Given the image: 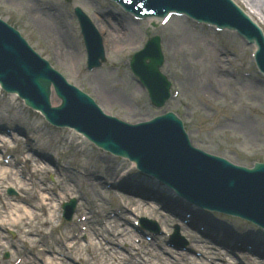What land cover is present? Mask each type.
Returning <instances> with one entry per match:
<instances>
[{
	"label": "rangeland",
	"instance_id": "obj_1",
	"mask_svg": "<svg viewBox=\"0 0 264 264\" xmlns=\"http://www.w3.org/2000/svg\"><path fill=\"white\" fill-rule=\"evenodd\" d=\"M237 1L254 11L249 0ZM76 6L102 36L106 60L94 71L86 69L83 38L73 14ZM38 11L51 16L43 29L33 19ZM255 11L262 21L263 14ZM117 14L125 18L124 25L132 27V34L115 27ZM0 16L107 113L135 121L170 110L182 119L194 145L236 163L264 161V77L251 58L252 46L236 34L216 32L183 17H174L164 26L134 22L106 0H0ZM179 22L185 23L193 38L210 42L211 48L186 43L185 36L173 41ZM147 32L161 38L164 63L160 70L173 92L160 108L151 104L128 66L133 52L146 42ZM215 55L224 72L218 69ZM240 125L249 129L252 139L240 131ZM25 157L29 160L24 163ZM33 166H39L37 172ZM129 167L128 160L103 151L72 128L48 124L16 95L0 90V169L13 171L7 178L0 176V264L110 263L104 252L92 247L109 244L108 232H99L109 218L113 220V226L107 227L110 234L114 225L129 233L125 243L114 246L120 257L130 256L135 264H264L262 230L239 217L216 212L210 218L224 227L223 236L213 232V225L202 223L205 218L186 221L184 211L195 214L194 210L161 202L154 188L141 186V178L122 175ZM14 178L24 181V186ZM37 192L46 196L41 208L40 198L34 200ZM69 199L77 201L76 211L66 222L61 205ZM15 205L35 212L34 232L15 222L23 215L15 211ZM108 213L112 216L106 217ZM142 217L151 222V229H141ZM176 229L186 242L184 248L171 240Z\"/></svg>",
	"mask_w": 264,
	"mask_h": 264
},
{
	"label": "water",
	"instance_id": "obj_2",
	"mask_svg": "<svg viewBox=\"0 0 264 264\" xmlns=\"http://www.w3.org/2000/svg\"><path fill=\"white\" fill-rule=\"evenodd\" d=\"M80 18L89 66L99 65L98 59H103L99 37L92 25ZM162 60L158 38H154L130 64L157 107L169 96V83L159 71ZM0 83L6 90L16 91L27 105L40 109L51 123L72 126L104 149L136 161L141 169L158 176L192 202L240 215L264 227V163H257L247 170L194 149L181 121L172 111L136 125L107 116L91 97L67 83L2 20ZM50 85L62 100L59 107L52 108L49 104ZM252 163L243 165L251 166Z\"/></svg>",
	"mask_w": 264,
	"mask_h": 264
},
{
	"label": "bare ground",
	"instance_id": "obj_3",
	"mask_svg": "<svg viewBox=\"0 0 264 264\" xmlns=\"http://www.w3.org/2000/svg\"><path fill=\"white\" fill-rule=\"evenodd\" d=\"M248 3L250 5V8H253L252 10H254V11L251 12L254 16H255V12H256L255 10L259 11L264 16V0H249ZM113 18H115V20L119 18V22L117 23V26H115V27H117L118 30H121L122 33H126L127 35L132 34V27H130V25L129 26H126L122 22L123 20L125 21V18L124 17H120L118 15V16H113ZM171 18L169 20H171ZM33 19H35L37 21L36 24L38 25L39 29H43V28L46 27L47 22L50 21L49 19H51V16H50V13H48L46 11L45 12L44 11L43 12L42 11H38L37 13H35L33 15ZM169 20H168V23H169ZM261 20L262 21L259 20L258 22H260L262 24V26H264V17H262ZM107 25L111 27L114 24L112 22H108ZM174 28H176L175 29L176 31L174 32L175 38L173 39V41H175L176 38L179 39L182 36H185L184 42H186V43L194 44V45L195 44H200L202 46H205L207 49L211 48L210 42H207V43L206 42H203L202 43V41L193 38L191 36V33H189L187 31V28H186L185 23L179 22V23H177L174 26ZM134 33H136V31ZM58 36H60L61 39L63 38L61 36V34H58ZM48 38L52 39L51 37H48ZM221 50H223V49H221ZM252 50H253V47H252ZM177 51H178V49H177ZM220 52H222V51H220ZM214 61H215V63H218V69L221 72H224L225 69H223V67L221 66V62L222 61L220 60V57H218V55H215ZM52 101H53L54 104L57 102V100H55L54 97L52 98ZM239 129L242 132L248 133V137L250 139H252L251 132L249 131V129L245 125H240L239 126ZM27 160H29V157H25L24 158V160H23L24 163L27 162ZM38 169H39V166H37V167L36 166H33V170H34L33 172H37ZM12 172L13 171H11V170H9L7 168H2V169H0V176H2L4 178H7L9 175L12 174ZM138 177H140V176H138ZM14 179H15V182L17 184H19V185L21 184L20 186H24V184H25L24 181L18 180L17 178H14ZM29 191H30V189H29ZM37 193H33V195L36 196V197L34 196V200H39V198H40V201L41 202L38 205V208H41V207H43V206L46 205V203L43 202V201H45L46 196H44V195H40L39 196V193L38 194ZM164 198H166V196H164ZM175 200H177V199H175ZM176 203L180 207L183 206V205H188L182 199L181 200L180 199L177 200ZM14 208H15V211H17V212L21 211L23 213V215H19V217H17V219L15 220V222L16 223H19L20 222V223L26 225L28 227V229H27L28 232H34V229H35V227H36V225L38 223L37 221H35L36 220V214H35V212L31 211L30 209H28L26 207L18 206V205H15ZM187 211H189V210H187ZM194 211H196L195 214H194V219L196 221H199L198 220L199 218H202V219L205 218V219H207L204 222L202 221V223H205V225L206 226L208 225V227H211V225H213L214 228L211 227V229L213 230V232L215 233L216 231H218V233H220L219 235L220 236H223V232L225 231L224 230V227L221 224H219V223L217 224V222H215V220L213 221L210 218L211 217V214L204 213L201 210H194ZM106 216H108V214H106ZM42 222L45 223V222H47V220H43ZM112 222H113L112 219H110V218L109 219H106V220L103 221V223L100 225V228H99V232H101V233L108 232L107 233V236L110 237L109 238V241H110L109 244H102V243H99L98 244L97 243L98 246L92 245V247H97L95 249V251H98L99 250L100 252H104V254L107 256V258H109L111 260L110 263H108L106 261L104 264H125V263L135 264V262L132 260V258L130 256L120 257L119 256V252L115 249L114 243H116V242L119 243L120 241H123L125 243L126 240L129 238L128 237V234L129 233L127 231H125V230L118 229L116 227V225H114L115 226V229L112 230V233L113 234H110L109 231H108V229H107V227H109V226L112 227L113 226ZM225 229H227V228H225ZM226 231H228V230H226ZM229 233L230 232H228V235H229ZM263 236H264V233H263ZM252 241H254V240H252ZM70 247H72V246H70ZM48 259H50V258H48ZM92 262H93L92 264H97L96 261H92ZM55 264H58V263L55 262Z\"/></svg>",
	"mask_w": 264,
	"mask_h": 264
}]
</instances>
